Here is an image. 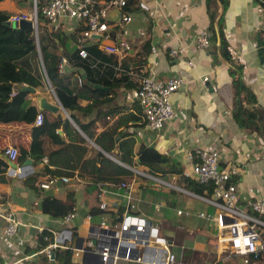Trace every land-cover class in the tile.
Wrapping results in <instances>:
<instances>
[{"label": "crops", "instance_id": "0c3cea01", "mask_svg": "<svg viewBox=\"0 0 264 264\" xmlns=\"http://www.w3.org/2000/svg\"><path fill=\"white\" fill-rule=\"evenodd\" d=\"M205 1L142 0L143 7L132 10V21L122 28H114L115 33L131 44V49L124 55L128 53L131 56L128 68L111 66L116 77L126 74L129 77L126 81H117L112 85L97 83L102 87L88 83L89 89H86L76 81L82 77V71L85 73L84 69L72 64L69 55H64L66 64L69 65L68 71L64 72L68 73L69 80L79 94V107L74 112L87 125L89 134L81 129L66 109L69 117H62L59 111H47L50 119L68 118L71 124L68 131L61 123L57 128L65 144L55 143L48 135L42 134L37 148L31 150V123L0 122V157L4 159L2 151L9 144H14L19 148L17 164L20 165L25 157H30L33 160V170L28 174L37 172V181L53 175L63 174L69 177L68 181L59 183L57 188L48 192L63 200L67 199L68 193L73 196L75 218L72 224L76 237H85L89 226L97 223L103 214L98 216L88 213L96 187L99 191L101 182L125 177L118 173L115 164L129 171L125 165H132L137 160L141 143L154 146L167 154L172 159L169 167H181L182 170L190 167L189 154L196 147L212 146L218 151L220 165L232 163L240 168V173L236 176L240 198L264 195V56L259 54L260 46L264 51V43H260L264 39V3L260 0H228L224 14L229 51L235 63L242 65L243 80L248 87V92L241 93V103L246 110L249 127H242L232 116L234 91L228 62L212 43L207 47H198L193 41L195 35L207 29L209 23ZM31 2L32 0H27L30 5ZM24 7L17 0H0V9L9 13L28 9ZM220 10L219 6L218 12ZM58 23L66 32L74 29L71 19ZM98 38L100 35L95 33L88 42H97ZM77 39L78 35H74L73 41L76 42ZM147 43L149 47H146ZM180 46L184 48L177 55L170 53L171 48ZM116 55L119 59L124 57ZM138 59L141 61H137ZM189 60H192V64ZM98 62V69L101 71L110 65L101 60ZM71 66L74 68L70 69ZM145 70L152 72L155 77L183 76L186 79L170 97L173 117L159 130L147 127L136 98V87ZM202 76H207V80L202 81ZM37 93L45 95L49 101H56L54 94L43 84L35 87L33 93L28 91L27 98L35 106ZM121 155L126 156V160L120 159ZM7 170L6 167V180L0 181V213L14 211L19 214L23 224L19 226L18 235L8 238L2 233L5 219L0 215V259L17 261L21 258V264H54L43 254L26 257L32 251L25 250L35 231L29 223L57 226L50 214L32 205V201L46 191L38 188L36 183H24L23 179L28 174L20 177L8 174ZM161 177L183 187L181 173L168 172ZM138 181L135 184L138 185ZM141 181L143 183L138 188L140 192L134 190L133 197L138 201L139 211L150 218V205L159 208V204L164 209L175 207L177 210L182 208L177 206L181 203L183 209H190L193 213L198 209L213 208L201 199L195 201L187 197H180L181 200L175 206V198H162L153 204L151 192L169 189V196H172L176 189L158 187L155 183L145 182V179ZM107 196L109 199L115 197L111 193ZM162 216L152 218L153 222L172 241L175 252L184 255L180 244L184 243L187 249L218 258L214 222L195 214L186 215V224L169 220L163 212ZM208 235L212 239L206 240L210 237ZM239 258L241 264L242 258ZM207 262L204 264H210ZM250 264H258V261ZM259 264H264V259Z\"/></svg>", "mask_w": 264, "mask_h": 264}, {"label": "built area", "instance_id": "2783aa9c", "mask_svg": "<svg viewBox=\"0 0 264 264\" xmlns=\"http://www.w3.org/2000/svg\"><path fill=\"white\" fill-rule=\"evenodd\" d=\"M37 2V0H32L31 7L27 10L12 12L7 20L10 23L21 19L32 21V30L37 36L39 16ZM126 4L127 0H49L41 7L40 13L56 24L61 20L71 19L74 23L73 28L81 20H86V28L80 32L81 35L75 42L79 47L78 54L81 57L88 55L81 40H89L95 33L100 35L98 41L95 39L99 49L122 57L131 49V44L119 34L115 33L111 36L110 33L116 26L122 28L132 21L133 12L124 10ZM113 7L120 10V19L106 20L105 13ZM210 35L211 32L208 29H203L195 35L193 41L198 47H207L210 44ZM183 48V46L171 48L170 53L177 55ZM66 62V58L61 56L58 63L59 72L64 71ZM188 62L192 64V60ZM41 67L43 68V79L54 94L49 78L47 74H44L42 61ZM201 80L206 81L207 76H202ZM185 81L183 76L155 77L150 71L140 76L136 87V98L149 129L159 130L167 120L173 117L174 109L170 97ZM42 121L43 114L39 112L35 124H40ZM3 152L11 160L16 161L19 148L14 144H9ZM112 157L115 156L112 155ZM189 158L191 165L183 169L181 175L200 183L211 182L213 185L211 195L195 193L177 185L174 181L162 178L159 174L145 172L134 165H125L120 162L129 169L131 175L128 178H121L118 182H101L99 207L105 209L108 206L114 208L122 206L121 213H116L115 218L112 214L103 213L98 223L90 225L87 234L82 238L75 236L72 224L75 218L74 210L62 217H53V223L57 226L48 227L40 222L29 223L34 228V232L50 230L53 239L48 241L44 247L33 250L26 257L43 254L47 259L52 260L55 249L60 247L71 248L77 264H184L182 253L178 254L173 250L172 241L161 231L160 226L153 222L154 219L139 211L138 201L133 197V187L139 176L156 180L155 185L158 187L164 186L189 193L213 207L212 210L198 209L195 213L183 208H178L176 211L183 215L195 214L209 222H214L216 231L214 238L218 257L221 259L235 253L242 256L241 264H249L248 255L250 253L264 254V216H262L264 215V195L244 196L241 199L236 181L240 168L232 163L220 165L218 151L212 146L196 147L189 154ZM20 170L17 164L15 173ZM68 180L67 175H53L45 177L39 184L45 189H55L59 183ZM109 193L114 194L115 197L109 199L107 196ZM0 215L5 219L2 233L8 238L18 235L19 226L23 224L19 219V214L6 210ZM18 263H22L21 258L17 261L0 259V264ZM186 264L193 263L187 262Z\"/></svg>", "mask_w": 264, "mask_h": 264}, {"label": "trees", "instance_id": "16d2710c", "mask_svg": "<svg viewBox=\"0 0 264 264\" xmlns=\"http://www.w3.org/2000/svg\"><path fill=\"white\" fill-rule=\"evenodd\" d=\"M38 2V31L37 36L34 31L29 28H21L16 30L10 25H6L5 21L10 14L6 10L0 9V122L8 123L13 121L31 123V140L29 149L34 150L39 143V137L42 134L48 135L53 142L65 144L61 138L57 128L60 123L68 131L71 124L68 118L50 119L47 111H41L43 114V121L40 124H35V119L39 113L37 107L27 98L28 91L21 90L23 85H32L34 87L41 86L43 83V70L39 67V52L43 61L44 69L49 78L57 98L63 107L69 112L73 120L81 127V129L89 134L87 125L80 121L75 114L74 109L79 107V94L76 87L69 80L68 73L58 71V63L61 56L69 55V60L75 66L84 69L86 79L93 83L112 85L114 82L121 80H128L126 74L114 75L113 67L122 66L128 68L131 56L127 55L119 59L116 54L109 53L98 49L97 43H89L88 40L82 39V45L87 49L88 55L81 57L78 54L79 47L73 41V36L80 37L82 30L86 28V20H81L71 32H66L63 26L54 23L50 19L44 17L40 13L41 7L49 0H37ZM105 1V0H103ZM19 5L24 8H30L31 5L27 0H17ZM206 10L209 18L207 29L211 32L210 43L220 53L222 58L228 62V70L232 78V85L234 91L232 116L237 123L242 127H249L247 121L246 110L241 103V93L248 92V87L243 80V67L239 63H235L229 51V42L224 29V14L227 7L228 0H206ZM264 3V0H262ZM96 5V3H95ZM99 5V4H98ZM221 7L218 12L219 6ZM97 6V5H96ZM100 7V6H98ZM143 5L139 0H127L124 10L132 11L142 8ZM116 32L112 31L110 34L114 36ZM149 47V44H146ZM105 61L110 63L107 69L101 71L98 69V61ZM137 61H141L138 59ZM101 64V63H100ZM41 66V63H40ZM118 72V71H117ZM148 70L144 71L142 75L146 74ZM86 79L79 77L76 81L82 83L86 89H89ZM81 138V137H80ZM126 160V156L119 157ZM172 159L165 153L160 152L154 146L141 143L137 152V160L132 163L136 168L150 173L167 174L168 172L181 173V167H169ZM130 164V163H129ZM8 163L0 157V181H5V170ZM118 173L124 174L125 178L130 176V171L115 164ZM128 175V176H127ZM39 174L37 172L28 174L23 181L27 185L36 183L37 187L45 190L38 198L32 201L34 207H38L43 212L50 214L52 217H62L67 212L74 210L75 201L71 193H68L67 199L63 200L48 191L54 188L40 187V181H37ZM184 181L183 187L198 193L211 195L213 185L211 182L200 183L194 179L186 178L181 175ZM102 178V177H100ZM120 177L113 178L114 182H118ZM94 199L91 201L88 213L91 215H101L102 213H109L116 216V213H121L122 206L112 207L108 206L105 209L99 207V191L98 188L94 190ZM95 200V201H94ZM264 216V215H262ZM74 229V227H73ZM76 233V231L74 230ZM47 236V238H45ZM53 239L50 230L45 229L42 232H34L32 234V243L25 246V250L33 251L44 247L48 241ZM185 259L196 260L195 264H203L206 257H201L199 251L187 249L183 243ZM174 245V244H173ZM205 255V254H203ZM54 264H77L73 256L71 248H56L52 255ZM239 254H231L225 259L213 258L210 264H240ZM264 259V254L248 255V263L254 260L261 261Z\"/></svg>", "mask_w": 264, "mask_h": 264}, {"label": "water", "instance_id": "95a60500", "mask_svg": "<svg viewBox=\"0 0 264 264\" xmlns=\"http://www.w3.org/2000/svg\"><path fill=\"white\" fill-rule=\"evenodd\" d=\"M121 17V12L119 9H117L116 7H113L111 9H109L106 13H105V16L104 18L106 20H119ZM5 24L6 25H10L12 27H14L16 30H19L21 28H29V29H33V24H32V21L30 20H27V19H21V20H18V21H12L11 23L6 20L5 21ZM92 35H95V34H92ZM261 44L264 43V39L261 40L260 42ZM259 54H261V56L263 57L264 56V51H263V47H259ZM42 61V58H41V55H40V52H39V62L41 63ZM43 62V61H42ZM68 67L69 65L68 64H65L64 65V71H68ZM74 67H70V69H73ZM43 70V68H42ZM44 74H47L46 71L44 70ZM82 77L84 79H86V75L85 73L82 71ZM86 81L90 84V85H95V86H98V87H102L101 85L97 84V83H93L89 80L86 79ZM21 90H27V91H30V92H35V87L32 86V85H23L21 87ZM54 96H55V102H52V101H49L45 95L43 94H40V93H37L35 95V99H36V107L38 109V111H43V110H46V111H49V112H56V111H59L60 115L62 117H69L70 115L66 112L65 108L63 107V105L61 104V102L59 101V99L57 98L56 96V93L54 91ZM3 155L5 161L8 163V174H13V175H17V176H25L26 174L32 172L33 168H32V162L33 160L30 158V157H25L21 163H20V171L16 172L15 173V168L17 167V162L16 161H13L11 160L6 154H1Z\"/></svg>", "mask_w": 264, "mask_h": 264}, {"label": "rangeland", "instance_id": "374dc122", "mask_svg": "<svg viewBox=\"0 0 264 264\" xmlns=\"http://www.w3.org/2000/svg\"><path fill=\"white\" fill-rule=\"evenodd\" d=\"M39 62V61H38ZM39 67H40V69H41V66H40V63H39ZM44 82L43 83H45L44 85H45V87H46V89H49V87H48V85L46 84V81L45 80H43ZM49 91L52 93V91L49 89ZM53 96V95H52ZM53 98H54V96H53ZM55 101V100H54ZM162 178H165V177H162ZM137 179L139 180L138 181V185L136 184V185H134V190L136 191L137 190V192L139 193L140 191H138V188H140V186L142 185V183H143V181H141V180H143V179H145V182H149V184H154V183H156V180H149V179H147V178H144V177H142V176H139V177H137ZM141 179V180H140ZM168 179V178H167ZM159 187H162V186H159ZM151 189H153V188H151ZM160 189V188H159ZM165 189H167V188H165ZM167 190H169V189H167ZM167 190H161V191H157V190H155L156 192H151L152 193V196L150 197L152 200H153V204L155 203V202H158L160 199H162V198H164L165 200H172L173 198H175V201H173V206H175L174 204H176V203H178V201H180L181 199H180V197L181 198H184V197H187V198H190V199H193V200H195V201H201V200H199V198L198 197H195V196H192V195H190L189 193H185V192H183V191H180L179 189H176V191H175V194H173L172 196H169L171 193L170 192H168ZM143 191V190H142ZM176 194H178V196L179 197H177V195ZM145 198V197H144ZM155 205H150V211H149V214L152 216V218H159V217H163L162 216V212L164 213V216L166 217V218H169V220H171V221H173V222H176V223H181V224H186V219L188 218L186 215H178V214H176V208L174 209V208H172V209H164V207L163 206H161V205H159L158 204V206H159V208H157L156 206L154 207ZM178 207H182L183 208V206H182V204L181 203H178V205H177ZM97 223H98V221H96ZM85 232V231H84ZM84 232H83V234H84ZM208 236H210L208 239H206V240H209V239H212V237H211V235H208ZM211 241V240H210ZM215 242H216V240H215ZM184 244V243H183ZM206 257L205 258V260H201V261H204V263H208L207 261H209L210 262V260L212 259V255H203L202 253H201V257ZM211 258V259H210ZM183 262H184V264H186L187 262H192L193 264H195L196 263V260H192V259H188V260H184V256H183ZM259 262H261V261H258V264H259ZM203 263V264H204ZM233 264V263H232Z\"/></svg>", "mask_w": 264, "mask_h": 264}, {"label": "clouds", "instance_id": "9594fccd", "mask_svg": "<svg viewBox=\"0 0 264 264\" xmlns=\"http://www.w3.org/2000/svg\"><path fill=\"white\" fill-rule=\"evenodd\" d=\"M39 112H41V111H39ZM2 154H4V152L2 151ZM8 167V166H7Z\"/></svg>", "mask_w": 264, "mask_h": 264}]
</instances>
